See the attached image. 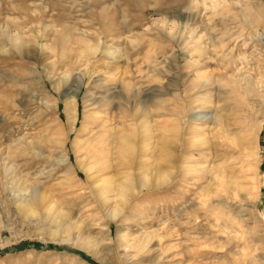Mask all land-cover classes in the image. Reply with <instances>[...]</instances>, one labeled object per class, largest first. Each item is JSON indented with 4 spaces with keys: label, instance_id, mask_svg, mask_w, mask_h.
Listing matches in <instances>:
<instances>
[{
    "label": "rangeland",
    "instance_id": "rangeland-1",
    "mask_svg": "<svg viewBox=\"0 0 264 264\" xmlns=\"http://www.w3.org/2000/svg\"><path fill=\"white\" fill-rule=\"evenodd\" d=\"M0 264H264V0H0Z\"/></svg>",
    "mask_w": 264,
    "mask_h": 264
},
{
    "label": "bare ground",
    "instance_id": "bare-ground-1",
    "mask_svg": "<svg viewBox=\"0 0 264 264\" xmlns=\"http://www.w3.org/2000/svg\"><path fill=\"white\" fill-rule=\"evenodd\" d=\"M215 2H216V0H214ZM73 98V97H72ZM64 110H65V113H66V118H67V122L70 124V123H72V124H74V122H75V120H76V114H75V111H74V101L70 98V97H68L67 96V98L65 99V101H64ZM67 123V124H68ZM102 127H103V130L101 131V132H99L97 135H98V137H97V140H100V142H101V144H102V149H105L106 150V152H109V151H112V150H115V151H117L118 153H119V156H120V154H122V153H125L126 154V158L127 157H129L130 156V154H131V149H132V146H131V144H130V142H129V138H128V136H127V134L124 132V131H122V130H120V131H117V130H115V129H113V127H109V126H105V125H102ZM260 128L262 127V124L259 126ZM259 128V129H260ZM73 129V128H72ZM96 135V136H97ZM164 138V137H163ZM165 138H167V137H165ZM167 140H168V142L169 143H171L170 142V139H168L167 138ZM104 142V143H103ZM134 143V142H133ZM104 145V146H103ZM174 146V145H173ZM170 147L171 146H168L166 149H165V151H164V153H165V156H169L168 157V159L167 160H169V162H170V165H171V158H170ZM134 149V148H133ZM132 149V150H133ZM230 149V148H229ZM175 150V149H174ZM175 152V151H174ZM114 154V153H113ZM231 155V154H230ZM108 156H109V154H108ZM107 156V157H108ZM122 156V155H121ZM175 157V156H174ZM174 157H172V158H174ZM177 157V156H176ZM226 157V156H225ZM159 158H160V156H159ZM242 158V157H241ZM105 159V158H104ZM107 160L109 159V158H106ZM161 159V158H160ZM226 159V158H225ZM158 160V159H157ZM165 160V159H164ZM237 159L236 158H233V161H236ZM130 161V159H128V162ZM163 161V160H162ZM175 161H176V159H175ZM233 161H231V162H233ZM106 162V164H109V163H107V161H105ZM224 162V161H223ZM222 162V163H223ZM99 163V162H98ZM98 163L96 164V165H98ZM168 163V162H167ZM172 163H174V162H172ZM228 163H230V161L228 162ZM94 164V163H93ZM163 164V163H162ZM221 164V163H220ZM224 164H226V163H224ZM102 165V164H101ZM101 165H99V166H101ZM159 165H161V162H160V164ZM103 166V165H102ZM101 166V167H102ZM105 166V168H107L106 167V165H104ZM158 166V165H157ZM165 166V165H164ZM213 166V165H212ZM127 167V166H126ZM159 167V166H158ZM162 167V166H161ZM170 167V166H169ZM130 168V167H129ZM172 168V167H171ZM240 168V167H239ZM149 169V168H148ZM165 169V168H164ZM164 169H162L161 171H160V168H159V170H157V168H156V170H155V173H154V171H153V176L152 177H150L151 179H148L147 178V175H144L145 177H143L145 180H143L142 181V183H148V184H150V182L151 181H149V180H156L157 182H159V183H165L167 180H168V178L170 177V175L169 174H171L170 172L171 171H173L172 169H171V171L169 172L168 170H165L164 171ZM170 170V169H169ZM103 171H104V168H99L98 169V172H102L103 173ZM210 172H214V171H211L210 170ZM230 172V171H229ZM241 172V171H240ZM239 172V173H240ZM146 173V172H145ZM144 173V174H145ZM238 173V174H239ZM218 174V173H217ZM126 175V174H125ZM210 175V174H209ZM215 176V175H214ZM140 177H141V175H140ZM172 177V176H171ZM249 177V176H248ZM123 178H125V177H123ZM87 179H90V178H87ZM235 179V178H234ZM127 180V179H126ZM232 180V179H231ZM245 180V179H244ZM91 181V180H90ZM98 182V181H97ZM97 182H95V187L98 189V184H97ZM127 182V181H126ZM108 183V182H107ZM153 183V182H152ZM215 183H216V181H215ZM235 183H236V188L238 189V190H240V189H244V192L246 191L245 189H246V187L244 186V184L242 183V182H238V181H236L235 180ZM112 184V183H111ZM108 185V184H107ZM110 186V185H109ZM109 186H108V189H107V187L105 188V189H101V190H98V192H96V195H100V196H105L104 194H106L107 192H108V190H110L109 189ZM112 187V186H111ZM118 187V186H117ZM154 187V186H153ZM209 187V186H208ZM261 187V186H260ZM113 189V188H112ZM126 189H129V187L127 186V185H124V184H120L119 185V195H121V196H126L127 194L125 193V190ZM113 191V190H112ZM35 193H36V189L34 188L33 189V191H32V195L33 196H35ZM238 195H239V193H237ZM123 205V204H122ZM24 206V211H29L30 210V208L28 207V206H26V205H23ZM110 211V210H109ZM120 212V209L119 208H115L114 210H112V212H110L111 214H113V215H117L118 213ZM73 236V235H72ZM69 238V237H68ZM72 239V238H71ZM79 243L78 244H80L82 247H85L86 249H88L89 250V248H91L92 250H96V247L98 246V242L99 241H97L95 238H94V236H91V235H82V237L81 238H79ZM136 241V240H135ZM136 245V244H135Z\"/></svg>",
    "mask_w": 264,
    "mask_h": 264
}]
</instances>
